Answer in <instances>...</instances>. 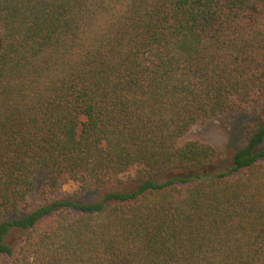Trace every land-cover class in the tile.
Here are the masks:
<instances>
[{
    "label": "trees",
    "instance_id": "16d2710c",
    "mask_svg": "<svg viewBox=\"0 0 264 264\" xmlns=\"http://www.w3.org/2000/svg\"><path fill=\"white\" fill-rule=\"evenodd\" d=\"M227 114L251 121L213 173L183 139ZM0 256L264 264V0H0Z\"/></svg>",
    "mask_w": 264,
    "mask_h": 264
},
{
    "label": "rangeland",
    "instance_id": "374dc122",
    "mask_svg": "<svg viewBox=\"0 0 264 264\" xmlns=\"http://www.w3.org/2000/svg\"><path fill=\"white\" fill-rule=\"evenodd\" d=\"M251 116L246 114H227L209 122L195 126L183 139H199L215 146L218 157L212 166L213 173L228 171L233 164L234 154L246 142V131ZM136 168L123 176H118L109 182L104 188L86 194L80 198V202L90 203L102 201L105 196L113 192H131L137 188L138 182L134 181ZM77 189L75 184H67L62 189V194H72ZM25 238L22 230H13L7 238V243L18 253ZM11 258L0 256V264H10Z\"/></svg>",
    "mask_w": 264,
    "mask_h": 264
}]
</instances>
